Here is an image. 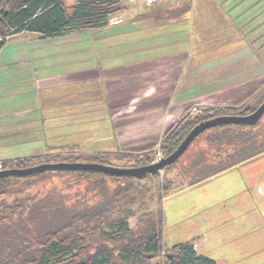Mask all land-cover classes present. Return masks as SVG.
Returning a JSON list of instances; mask_svg holds the SVG:
<instances>
[{
    "label": "crops",
    "instance_id": "0c3cea01",
    "mask_svg": "<svg viewBox=\"0 0 264 264\" xmlns=\"http://www.w3.org/2000/svg\"><path fill=\"white\" fill-rule=\"evenodd\" d=\"M155 7L139 17H129L127 24L87 29L120 26L119 34L113 36L131 37L132 56L120 50L124 42L113 39L87 42L83 56L74 57L77 42L68 38L78 32L57 37L23 33L6 42L0 50V163L67 151L146 155L156 151L167 130L181 119L204 108L240 106L263 87L264 38L260 32L264 20L247 36L237 33L238 21L232 14L220 23L217 20L214 26L219 23L227 33L210 38L213 48L219 49L209 56H190L180 48L184 44H170L172 41L161 47L160 56H134L143 47L137 39L139 33L180 24L191 3L183 9L161 10L162 15L155 13L159 9ZM199 39L204 41L201 35ZM42 45L56 49L55 54L61 56L54 58L52 67L36 55ZM204 48L201 44L200 49ZM25 147H30V153H38L36 149L41 153L47 149V153L25 156ZM194 186L177 188L168 197ZM259 194L264 208V185ZM180 243L192 244L201 254V242L176 244Z\"/></svg>",
    "mask_w": 264,
    "mask_h": 264
},
{
    "label": "trees",
    "instance_id": "16d2710c",
    "mask_svg": "<svg viewBox=\"0 0 264 264\" xmlns=\"http://www.w3.org/2000/svg\"><path fill=\"white\" fill-rule=\"evenodd\" d=\"M124 8L123 0H0V50L18 34L57 37L104 28ZM263 102L264 85L240 106L204 108L181 119L160 143L163 157L174 153L201 122L247 115ZM208 132L211 135L188 162L190 170L178 172L179 184L166 179V171H173L175 164L163 176L143 178L56 170L0 179V264H154L156 259L163 264H217L190 243L165 246L163 201L178 185L184 186L185 179L194 186L264 155V117L255 126L221 125L200 136ZM157 152L158 148L146 155L67 151L0 164L3 169H25L60 162L114 166L111 162L116 161V167L136 168L152 164ZM48 182L55 184L47 189ZM156 184L164 192L158 195V208L139 216L132 229V214L126 208Z\"/></svg>",
    "mask_w": 264,
    "mask_h": 264
},
{
    "label": "rangeland",
    "instance_id": "374dc122",
    "mask_svg": "<svg viewBox=\"0 0 264 264\" xmlns=\"http://www.w3.org/2000/svg\"><path fill=\"white\" fill-rule=\"evenodd\" d=\"M127 1L123 0L124 10L112 18H120L122 13H125L121 24H127L126 21L129 17H139L144 14L145 10L150 9L142 4H138L136 7ZM169 1L159 5L157 7L159 9L155 13L162 15L161 10L166 11L179 7L183 9L189 3H191V10L182 16L180 24H167L169 28L166 27L165 30L155 29L154 31L153 28H150L144 33H139L137 39L143 47L138 49L139 54L135 52L134 56L146 57L151 54L160 56L161 47L167 41H172L170 44L175 45L184 44L185 47L180 48L185 49L190 56H209V53L219 49L213 48L215 44H212L210 38L216 35L224 36L227 33L224 26L219 25L220 19H227V15L232 14L230 17L233 16L235 21H238L235 30L238 34L242 33L245 36L249 34L248 31L256 30L258 28L256 24L264 20V0H176L175 3L170 2V4ZM134 6L136 13H132ZM235 15H239L238 18ZM217 20L219 21L218 26H214ZM201 24L204 30L200 32ZM119 27H109L100 31H81L73 38H68V40L77 42L74 45L78 47L74 49L78 52L74 54V57L83 56L81 52L85 51L87 42L111 41L113 39L124 42L120 50L125 52L126 56H132L129 53V49L131 50L133 47L131 37L128 34H122L120 38L113 36L119 34ZM260 33L264 38V29ZM144 34L145 39L141 38ZM200 35L204 40L202 43L199 39ZM33 40V38H27L26 41ZM147 42L149 43L146 44ZM129 44L132 46L130 47ZM201 44L202 47H205L204 49H200ZM111 46V43H107V47ZM148 46H153V48ZM55 51L56 49L42 45L36 51V55L40 57V62H45L44 65L52 67L56 61L54 58L61 57L57 56ZM101 51H106V49L101 48ZM215 52L214 54L218 53V51ZM63 56L68 55L65 53ZM207 135H211V132L198 137L189 146L180 161L175 163L173 171H166V179H173L178 184L180 183L178 172L188 169V162L190 164L194 155L201 146L203 147ZM25 149L26 153L24 154H27L25 156L47 153V149H43L44 153L37 149L35 152L38 153H30L33 152L30 147H25ZM111 164L115 166L117 162L113 161ZM220 174L203 184L187 188L163 201L165 246L171 247L182 241H199L203 245L200 253L210 257L218 264H264V208L261 207L259 194L260 188L262 189L264 185V155L237 169L229 170L223 175ZM55 182H48L45 185L46 188H51ZM177 185L173 186L174 189ZM185 185L189 186L186 179L184 186L178 185V187L183 188ZM160 193H164L161 185H153L144 198L138 199L126 208L132 214L128 220L132 229L136 227L139 216L158 208L157 199ZM154 264H163V262L161 259H156Z\"/></svg>",
    "mask_w": 264,
    "mask_h": 264
},
{
    "label": "water",
    "instance_id": "95a60500",
    "mask_svg": "<svg viewBox=\"0 0 264 264\" xmlns=\"http://www.w3.org/2000/svg\"><path fill=\"white\" fill-rule=\"evenodd\" d=\"M264 117V102L252 113L247 115L219 116L201 122L184 139L178 149L170 156L163 158L159 162L136 168H122L99 163H44L25 169H3L0 171V179L9 177H29L46 171H95L113 176L138 177L155 175L164 171L167 167L175 164L188 150L193 141L205 131L221 125H244L255 126Z\"/></svg>",
    "mask_w": 264,
    "mask_h": 264
},
{
    "label": "built area",
    "instance_id": "2783aa9c",
    "mask_svg": "<svg viewBox=\"0 0 264 264\" xmlns=\"http://www.w3.org/2000/svg\"><path fill=\"white\" fill-rule=\"evenodd\" d=\"M168 0H128L127 2L134 4L136 7L138 6V4H142V6L147 7V8H151L156 6L157 4L166 2ZM135 6L132 8V13H136V8ZM125 16V13H122V15L120 16V18H115V19H111L110 24H120L123 22V17ZM161 148V144L158 146V152L156 154V157L154 159L153 163L159 162L160 160H162L164 157L162 155V152L160 151ZM3 170V165L0 164V171ZM161 176L164 175V171L160 172Z\"/></svg>",
    "mask_w": 264,
    "mask_h": 264
}]
</instances>
